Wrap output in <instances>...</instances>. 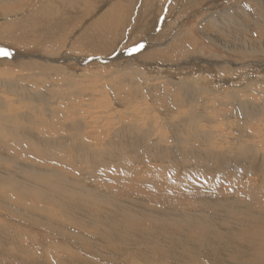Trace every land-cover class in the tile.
I'll return each instance as SVG.
<instances>
[{"label": "bare ground", "instance_id": "obj_1", "mask_svg": "<svg viewBox=\"0 0 264 264\" xmlns=\"http://www.w3.org/2000/svg\"><path fill=\"white\" fill-rule=\"evenodd\" d=\"M37 1L0 0V49L16 53L11 60L0 59V143L8 141L0 145V264L264 263V248L258 249L262 237L252 231L249 220L264 223V211L252 206V201L261 202L259 197L264 196L262 184L256 190L240 184V197L231 196L239 190L236 180L217 194L195 193L199 199L184 194L186 179L194 178L184 172L190 160L217 161L222 168L264 165V68L260 65L264 34L258 30H264V20L243 23L242 30L217 28L218 34L228 37L226 41L214 34L202 42L193 31L203 36L211 27L196 32L195 25L167 48L145 51L142 62L89 64L97 67L94 78L102 83L82 89L87 99L83 107L92 112L87 123L79 103L46 88L48 80L50 86L58 87L64 79L84 75L71 72V63L54 65L53 58L106 53L112 44L109 36L124 35L139 3L106 0L99 6L93 0H41L35 6ZM141 1L131 28L134 32L144 27L158 7L169 19L178 18L179 9L184 8L167 6V0ZM241 4L238 8L245 6ZM159 14L153 18H158L153 29L146 32L160 27L156 26L161 24ZM236 16L243 19L250 14ZM32 19L55 28L71 22L74 31L89 21L86 37L76 38L60 52L59 43L48 42V47L38 49L41 41L20 40L15 23ZM166 21L162 25H169ZM16 43L33 44L36 58L46 55L49 60H30L34 54L16 49ZM203 43L207 46L200 48ZM215 46L225 56L216 53ZM154 62L158 66L152 71L149 66ZM107 67L116 72H100ZM26 72L43 77L46 93L13 96L15 87L9 82H19ZM43 108L50 114L38 112ZM90 124H94L91 132ZM9 141L21 144L27 155L11 152ZM35 151L73 166L86 165L103 181L114 180L98 186L91 179L75 178L36 163L29 157Z\"/></svg>", "mask_w": 264, "mask_h": 264}, {"label": "rangeland", "instance_id": "obj_2", "mask_svg": "<svg viewBox=\"0 0 264 264\" xmlns=\"http://www.w3.org/2000/svg\"><path fill=\"white\" fill-rule=\"evenodd\" d=\"M40 1L41 0H38L37 3L35 4V6H37L40 3ZM93 1L95 4L99 3V6H100L102 1H106V0H93ZM114 2H117V0H111V3H114ZM167 2H169V5L166 4L167 6H170V5H176V6L179 5L180 6L181 5L184 8L179 9L180 10V12H179L180 16L178 15V18L172 17L171 19H169V17L167 16V13L166 14L162 13L163 8L161 11L158 7L157 10H155V11H156V14L160 13L158 16H162V18H161L162 20L161 21L159 20V22L161 24H157L156 26L160 25V27L157 28V30L154 29V32L148 31L149 32L148 33L145 31L148 28L153 29V26L155 25L156 21H158V18L153 20V18L156 15L153 12H152L153 16L151 17L152 19L150 18L149 21H146L144 27L142 29H140L141 31L138 30V31H135L136 32L135 33L134 30L131 29L133 27V25H135L138 11H140V9H138V8L141 6V3H142L141 0H137V3H139V4L137 5L138 7H136V9H134V15L131 18L130 25L127 27L124 35L121 34L120 32H117V33L109 36V39L112 42V44H111V46H109L110 48L109 47L107 48L106 53H104V54L102 53L101 55L91 56V57L85 56L84 54L81 53V55H77L78 57L77 56L76 57L75 56L65 57L66 59L65 58L62 59V58H58V57L53 58V60H55L56 63L54 61H52V62L49 61V63L51 62L50 64L55 63L54 65H59L60 63H62V64L71 63L70 65L73 66V68L70 67L71 72L81 74V75L84 74V75L83 76L78 75L79 78H76L75 76H73V77H70L69 80L63 78L65 81L64 82L60 81V84L58 85V87L50 86L51 81L48 80L46 88H48V89L50 88L51 90H56L59 92V94L64 95V96H66L68 94L67 96H70L69 100H73V103H79V108L81 110H84L82 116L85 117L84 119L87 123H90L91 122L90 115H92V112L88 113L86 111V108L83 107V105L85 104V101L87 99H85L84 92L82 91V89L87 87V86L93 87L94 85H97L99 83L101 84L102 81L94 78V74L98 71V69H97V67H89L88 66L89 64L97 63L101 66H105V65H110L112 63H130L131 61L134 63H139L140 61L142 62L143 61V60H141L142 55L147 54V52L151 53V51L153 52V51H158V50L167 48V46H170V44L176 40V39H174V38H176V36L182 37V35L184 33L187 34V32H189V30L192 29V26L194 27L195 25H196V27L198 26L197 27L198 29H195L196 32H199L200 27H205V26L211 27L209 29V31H211V32L206 33L203 36L201 34L195 33L193 31V33L195 34L196 37H199V38L201 37L200 40H202V42H204V41L206 42V39L214 37V34H216L215 37H218V39L226 41V39H228V37L224 36L222 34H218L219 32L216 31L217 28H220L221 30H226L228 28H236V29L242 30L243 23H247V24H251V25L252 24H262V22H260V21L264 20V10H263L264 7H263V9L262 8L260 9L261 5L264 6V0H258V1L257 0H246V1H244V0H215V1L214 0H167ZM179 2H182V3H179ZM241 2H242L241 5H245V6L242 8H238L237 5ZM109 4L110 3H108V5ZM189 6H192V7L190 8ZM187 7H188V9H186ZM257 8H258V10H257ZM101 9L102 8H99L100 11L103 10V9L102 10ZM184 10H185V12H184ZM186 11H188V12H186ZM244 12L249 13L250 16H248V17L245 16L243 19H239L236 16L237 14L243 15ZM234 13H236V15H234ZM230 14H233V15H230ZM55 16H57V15H55ZM52 18L53 17L49 18V20ZM176 18H177V20H176ZM163 19L167 20L166 22L169 25H166V23H165V25H162L165 22V20L163 21ZM233 19L234 20L239 19V20L234 21ZM257 19H258V21H257ZM88 21L89 20H87L85 23H83L81 26H79L80 28L78 27L75 31H74V28L71 27L72 26L71 22H63L62 26L61 25L57 26L58 25L57 24L56 28H55V26L53 24L45 26V22L41 24V23H39L38 20L35 21L34 19H32V22H28V23H24V24H20V23L16 22L15 23L16 28H14V29L16 31H19L18 33H21L23 35V36L17 35L18 37L19 36L22 37L20 40L28 41L29 43L32 42L34 44L37 41H41L43 44L40 43L39 46H36L38 49L46 48V47H48L47 46L48 42H52V43H59L58 46L61 47L60 52H64L65 48H68L71 45V42L74 43L76 38H85L86 37L87 31L86 32H84V31L86 28V23ZM232 21H234V22H232ZM172 23H173V25H172ZM148 25H149V27H148ZM60 26H61V28H60ZM22 27L25 29H23ZM172 27H174L175 29ZM71 28L73 30H71ZM171 29H173V31ZM254 29L257 30L258 28L254 27ZM258 30H259L260 34H264L263 29H258ZM64 33H65V35H64ZM141 34H145V38H141V37H144V36H141ZM161 35H163L164 37L162 38ZM12 39H14L17 42V40L15 38H12ZM119 39H121L120 43L118 42ZM145 39H147V40H145ZM68 40H69V42H68ZM41 44H42V46H41ZM142 44L144 45L143 47H142ZM32 46H33V44H30L28 47H25L24 45H21L18 43L14 44V47L16 49L19 50V49L23 48L22 52H26V54H29L30 56L32 54H34L33 50L31 49ZM201 46H207V43L201 44L200 48H201ZM111 49H112V51H111ZM213 49L215 50L216 53L222 54V56H225V54H223L221 51H219L218 46L213 47ZM145 51H147V52H145ZM9 53L11 54L9 57L5 58V57L0 56V59L5 58L7 60H11L12 57H15L14 55H16L15 52H13V53L9 52ZM47 57L48 56L45 55L43 59L45 61H48L49 59ZM67 58H68V60H67ZM29 59L30 60L35 59V60H38L40 62L43 61V59H40V60L37 59L36 54H34V56L29 57ZM50 59H52V58H50ZM0 61H2V60H0ZM145 63H152V62H145ZM157 63L158 62H154L155 65L149 66V69L153 71V69L157 68V66H158ZM75 64H77V65H75ZM260 65L262 68H264V60L261 62ZM238 66H240V65H238ZM110 68L111 67H107V69L102 70L100 72H103L105 74L106 73L109 74L111 72L112 73L116 72L115 71L116 69L112 70ZM88 70H89V73H88ZM109 71H111V72H109ZM21 74L22 75L19 76L20 77L19 82H17V83L9 82L10 84H12L15 87L12 89L13 96L15 98H17V99H20V97L23 98V95H27L28 93H36V94L46 93V90L44 89V86H45L44 80H43V77L42 78L40 77L41 75L37 74V76H31L32 75L31 72H26V73H21ZM260 74H263V73H260ZM117 75H119V74H117ZM259 76H261V75H259ZM261 77H264V75ZM65 78H68V75H65ZM80 78H81V80H80ZM39 82H42L43 84L42 83L39 84ZM54 83H56V82H54ZM10 84H9V86H11ZM68 84H70V85L68 86ZM73 85H75L76 88ZM66 87H67V90L65 89ZM71 88H73V89L75 88L74 90H80V92H74V90ZM81 91H82V93H81ZM92 91H94V90H92ZM24 102L27 104L28 100H25ZM53 109L54 110L57 109V106H54ZM32 110H35V107ZM32 110H31V112H32ZM31 112H30V115L32 116ZM38 112L41 114H44V115L50 114L49 111H47V109H44V108L40 109ZM28 124L31 125L30 122H28ZM93 125L94 124L89 125V128H88L89 132L94 130ZM5 142H8V141H6V138L4 141H2L0 143V145L4 147ZM86 142L90 143L91 145H95V143L93 141H90L88 139L86 140ZM9 143H10V147L12 149L11 152H13V153L16 152L19 154H23L25 156L27 155L28 152H26V150H24L22 148L21 144L14 145V143L12 141H9ZM19 145H20V147H19ZM14 146H16V148ZM37 152L38 151L29 153L30 154L29 157H31L36 163H39L40 165L42 164L44 166L54 167V168L60 169L64 173L68 172L69 174L74 175L73 177H75V178L91 179V180H93L92 182L98 186L106 185L109 183L111 184L112 180H114V177H113V179H110L108 181H103L104 179L101 178V176L96 177L95 171L86 165H80V166L75 165V166H73V164L69 161H64V162L57 161V159L56 160L52 159V156H50L46 153L43 154V153H40V152L37 153ZM36 154H41V156L36 157ZM7 165H8V167L11 166L9 164H7ZM129 166H133V164L128 165V167ZM134 167L137 168L138 170L140 169L139 166L134 165ZM184 167H186V170L184 172L187 173V175L194 177L193 179L192 178L186 179V180H188L185 183L187 185L186 188L188 189L186 191H188V192L185 191V193H184V194H189L188 197L191 198L192 200L200 198V197H197L198 195H196L195 193H199V195H201V196H204V195L210 196L212 194H217L219 191L228 189L229 186L231 185V183L234 182V180H236V182L237 181L239 182L238 183L239 185L236 186L239 190L237 192L234 191V193L232 192V194H233V195L231 194L232 197L239 195L238 194L239 191L241 192V189L239 187L242 185H240V184L247 185L252 190H256L260 184H262V186L264 187V181L262 183L260 180V179H262L260 177L262 175L264 176V165L263 164H260V165L244 164L242 166L243 168L242 167L239 168L236 166H227L226 168H222V165L220 162H217V161L208 162L206 159H204L203 161H200V158H199V159H196V161L195 160L188 161V165L184 166ZM230 167H232V168H230ZM154 168H158V165L154 166ZM140 170L139 171L141 173L145 172V170H142V169H140ZM175 175H177V174H175ZM168 176L171 179L176 178V176L173 177L169 173H168ZM101 181L104 183H101ZM182 182H183V180H182ZM225 184H227V185H225ZM194 185H196V186H194ZM203 185L205 186L204 190H202ZM200 187H202V188H200ZM206 187H208L209 189H207ZM189 190H191V191L193 190V191L191 192ZM210 190L214 191L215 193L210 191ZM200 191H201V193H200ZM180 193H182V191ZM238 197H240V195ZM254 197L258 198L257 195ZM254 197L250 196L248 199L255 200L256 198H254ZM263 197L264 196L259 197L261 202L256 201V203H255V201H252L253 202L252 203L253 208H256L260 211H264V204H263L264 198ZM259 205H261V206H259ZM262 213L264 215V212H262ZM236 218L240 219L241 217L237 216ZM249 220L251 222L250 225H254L252 231L255 233H259L260 237H262L263 243L260 245V247H258V249H263L264 248V223L259 224V223H255V221H253L251 219H249ZM257 264H264V263L258 262Z\"/></svg>", "mask_w": 264, "mask_h": 264}, {"label": "snow or ice", "instance_id": "obj_3", "mask_svg": "<svg viewBox=\"0 0 264 264\" xmlns=\"http://www.w3.org/2000/svg\"><path fill=\"white\" fill-rule=\"evenodd\" d=\"M10 55L11 54L8 51H6L4 49H0V56H2V57H9Z\"/></svg>", "mask_w": 264, "mask_h": 264}, {"label": "crops", "instance_id": "obj_4", "mask_svg": "<svg viewBox=\"0 0 264 264\" xmlns=\"http://www.w3.org/2000/svg\"><path fill=\"white\" fill-rule=\"evenodd\" d=\"M178 9H179V7H178ZM178 9L174 13H177L178 12Z\"/></svg>", "mask_w": 264, "mask_h": 264}]
</instances>
